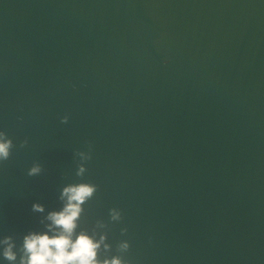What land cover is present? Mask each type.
<instances>
[{
    "label": "water",
    "instance_id": "1",
    "mask_svg": "<svg viewBox=\"0 0 264 264\" xmlns=\"http://www.w3.org/2000/svg\"><path fill=\"white\" fill-rule=\"evenodd\" d=\"M0 130V239L84 181L132 264H264V0H0Z\"/></svg>",
    "mask_w": 264,
    "mask_h": 264
},
{
    "label": "clouds",
    "instance_id": "2",
    "mask_svg": "<svg viewBox=\"0 0 264 264\" xmlns=\"http://www.w3.org/2000/svg\"><path fill=\"white\" fill-rule=\"evenodd\" d=\"M68 119L65 116L62 122L67 123ZM27 144L28 140L25 139L20 146ZM14 147V140L6 131L0 130V166L11 158ZM91 153V144L88 151L76 152L80 159L76 172L78 177L85 176L86 162L92 159ZM43 171V165L36 162L27 174L38 176ZM98 189L97 184L84 181L69 183L63 187L59 197L62 208L50 211L46 217L50 221L46 225L48 230L25 235L19 246L12 236L0 239V255L9 264H132L123 255L130 249L129 241L120 242L115 249L117 254L113 255V246L108 242L109 224L104 220H97L91 230L82 227L85 221V205L95 197ZM32 210L43 213L45 207L34 203ZM110 219L112 222L121 221L122 211L117 208L110 209ZM127 231V228L122 229V233Z\"/></svg>",
    "mask_w": 264,
    "mask_h": 264
}]
</instances>
